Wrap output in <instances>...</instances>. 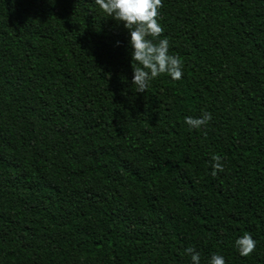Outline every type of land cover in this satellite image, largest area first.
<instances>
[{
	"label": "trees",
	"instance_id": "obj_1",
	"mask_svg": "<svg viewBox=\"0 0 264 264\" xmlns=\"http://www.w3.org/2000/svg\"><path fill=\"white\" fill-rule=\"evenodd\" d=\"M158 13L183 76L135 93L94 0H0V264H264V0Z\"/></svg>",
	"mask_w": 264,
	"mask_h": 264
},
{
	"label": "clouds",
	"instance_id": "obj_2",
	"mask_svg": "<svg viewBox=\"0 0 264 264\" xmlns=\"http://www.w3.org/2000/svg\"><path fill=\"white\" fill-rule=\"evenodd\" d=\"M95 5L105 17H110L128 31V45L131 49L132 87L135 93H145L150 83L164 75L172 81H179L183 76L182 65L178 57L169 54L167 37L161 38L163 31L158 23V9L161 0H94ZM135 64V67L133 66ZM212 120V114L202 111L198 117L184 118L189 131L202 130ZM221 156H211L212 175L223 171ZM235 250L242 257L251 254L256 241L245 233L234 241ZM190 255L191 264H200V255L193 248L185 249ZM208 264H225L222 255L213 253Z\"/></svg>",
	"mask_w": 264,
	"mask_h": 264
}]
</instances>
